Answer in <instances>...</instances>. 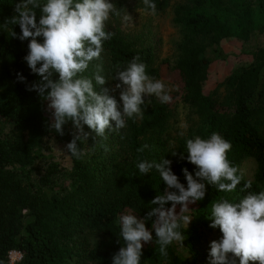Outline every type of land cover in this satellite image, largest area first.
<instances>
[{
    "label": "trees",
    "instance_id": "16d2710c",
    "mask_svg": "<svg viewBox=\"0 0 264 264\" xmlns=\"http://www.w3.org/2000/svg\"><path fill=\"white\" fill-rule=\"evenodd\" d=\"M19 2L0 0V119L10 124L7 134L0 131V264H10V251L21 253V259L13 264H112V257L124 245L120 216L134 214L144 218L155 207L150 201L166 187L155 169L141 175L136 165L148 160V148L143 152L137 149L146 144L144 138L149 132L162 128L171 103L152 101L143 119L126 118V127L107 132L106 140L96 137L94 141L95 133L84 125L90 135L87 142H78L86 153L81 159L71 156L69 169H58L55 163H49L42 174L33 175L32 167L43 142L55 137L69 143L75 130L71 121L64 125L63 136L50 129L47 102L37 91L28 90L41 79L24 60L29 40L12 37L11 30L21 34L19 25L3 27L7 19L16 15L14 8ZM110 2L122 12L128 0ZM153 2L156 11H163L170 0ZM39 18L37 10V22ZM173 22L181 37L179 55L172 66L178 81L173 82L171 98L188 104L199 123L177 140V155H171L173 173L187 186L182 169L187 168L194 177L197 169L187 160L186 140L197 135L207 139L214 132L230 142L227 156L232 166L238 167L245 159L255 164L253 177L242 178L234 191L220 192L215 186L206 185L204 199L189 205L185 214L190 212L191 224L180 231L188 236L191 250L199 241L198 230H214L222 236L219 228L209 226L214 202L226 199L237 203L248 192L264 191V47H257L252 61L226 78L225 102L202 91L211 63L206 55L208 47L214 46L217 57L224 58L218 45L221 39L248 40L255 31L263 30L264 0H256L255 8L247 0H189L174 7ZM108 25L107 22L106 31L114 35L103 43L102 75L108 79L103 87L115 88L119 83L112 80L116 65L124 68L137 55L147 66L146 73L160 79L161 67L168 61L155 66L149 45L128 41ZM37 39L42 42V38ZM96 63L99 61H92L83 75L91 76ZM18 74L25 81L21 82ZM110 95L118 101L116 93ZM111 123L114 127L115 122ZM101 144L107 145L109 151L105 152ZM181 154L184 159H180ZM248 181L251 188L242 192ZM166 207H171V203ZM154 219L146 221L149 230ZM152 234L153 241L143 244L140 264H186L172 244L167 248L168 256H161L155 232Z\"/></svg>",
    "mask_w": 264,
    "mask_h": 264
},
{
    "label": "clouds",
    "instance_id": "9594fccd",
    "mask_svg": "<svg viewBox=\"0 0 264 264\" xmlns=\"http://www.w3.org/2000/svg\"><path fill=\"white\" fill-rule=\"evenodd\" d=\"M143 4L155 14L153 0H143ZM14 11L16 15L7 19L3 27L19 25L21 34L11 30V35L21 41L29 40L24 60L31 72L41 77L28 90L37 91L47 102L50 129L63 136L64 125L71 121L75 131L66 149L76 159L86 154L78 144L87 142L90 135L84 131V125L95 133L94 141L96 137L106 140L107 132H119L126 127V118L143 119L141 106L146 107L145 96L154 95L161 103L170 102L165 84L146 73L147 66L138 55L124 68L116 65L112 80L119 83L114 89L103 87L108 82L102 75L103 43L114 35L106 31V23L110 15H121V9L110 0H45L43 3L21 0L15 4ZM123 20L129 22L132 17L126 12ZM37 38H42V42ZM94 60L99 63L93 66L92 75H83ZM18 79L23 82L26 78L18 74ZM116 89H120L122 104L110 95ZM100 147L109 151L107 145ZM148 147L145 144L137 151L143 152ZM230 149V142L215 132L207 139L198 135L187 139V160L197 169L195 177L187 168L182 169L187 186L173 173L171 160L138 161L136 166L141 175L155 169L166 187L150 201L155 207L144 218L134 214L120 216L124 245L112 257V264H140L143 244L153 241L152 231L161 256H168L167 248L173 242L183 243L185 236L180 229L188 227L192 220L185 213L189 205L204 199L206 185L215 186L220 192H232L241 183L242 174L228 160ZM172 155L177 153L174 151ZM184 158L181 154L180 159ZM250 188L251 181H248L241 191ZM169 202L171 207H166ZM152 218L155 219L149 230L146 221ZM210 220L209 226L219 228L222 237L210 242L209 264H236L237 258L239 264H264V191L248 192L237 203L226 199L214 202Z\"/></svg>",
    "mask_w": 264,
    "mask_h": 264
},
{
    "label": "rangeland",
    "instance_id": "374dc122",
    "mask_svg": "<svg viewBox=\"0 0 264 264\" xmlns=\"http://www.w3.org/2000/svg\"><path fill=\"white\" fill-rule=\"evenodd\" d=\"M189 0H170L169 6L163 11H156L152 14L150 9L142 6L137 0H128L126 6L117 18L110 15L108 28L123 35L125 39L134 43L149 45L152 48L154 56V65H159L162 61L167 60L168 65L161 67V80L168 90L170 97L174 94V81H178V74L172 69L177 61L179 51L178 44L180 42L179 28L173 22V9L179 3H185ZM256 7V0H247ZM128 13L132 17V21L125 22L123 15ZM224 58H218L213 51L214 46L208 47L206 55L211 60L207 69V78L202 84V91L205 94L212 95L218 102H225L227 96V87L225 85L226 78L237 68L248 65L252 61V53L257 47H264V29L257 30L248 40H241L235 37L221 39L218 43ZM114 89V88H113ZM118 96L120 89L112 91ZM146 107L142 105L145 111L151 106L152 101H159L153 96L144 97ZM170 112L168 118L161 129L149 132L145 136L144 142L148 147V161L152 160H171L172 151H174L176 142L188 132L199 125L198 116L186 103L171 98ZM10 130V124L0 119V131L5 135ZM68 143L64 140L50 137L43 142L38 149V157L32 167L33 175L42 174L43 168L49 163H55L58 169H69L72 164L70 153L66 149ZM39 167H42L39 171ZM238 168V174H242L243 178L251 179L255 171L254 161L251 159L243 160ZM186 215H190V212ZM191 224V222H190ZM189 224V225H190ZM188 225V226H189ZM186 227V226H184ZM199 240L193 247L189 249L186 234L185 240L181 242H173L175 250L184 257L186 264H209L210 242L219 240L222 236L214 230H198ZM236 264H239L237 258Z\"/></svg>",
    "mask_w": 264,
    "mask_h": 264
},
{
    "label": "built area",
    "instance_id": "2783aa9c",
    "mask_svg": "<svg viewBox=\"0 0 264 264\" xmlns=\"http://www.w3.org/2000/svg\"><path fill=\"white\" fill-rule=\"evenodd\" d=\"M10 264H13L21 259V253L18 251H10L8 254Z\"/></svg>",
    "mask_w": 264,
    "mask_h": 264
}]
</instances>
